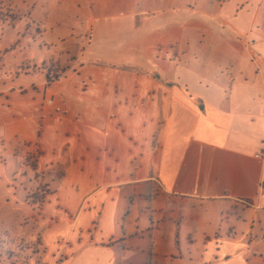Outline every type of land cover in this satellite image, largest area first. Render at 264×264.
<instances>
[{
  "label": "crops",
  "instance_id": "1",
  "mask_svg": "<svg viewBox=\"0 0 264 264\" xmlns=\"http://www.w3.org/2000/svg\"><path fill=\"white\" fill-rule=\"evenodd\" d=\"M55 1L0 0V75L39 76L0 89L1 228L41 184L44 264H264L260 0Z\"/></svg>",
  "mask_w": 264,
  "mask_h": 264
},
{
  "label": "rangeland",
  "instance_id": "2",
  "mask_svg": "<svg viewBox=\"0 0 264 264\" xmlns=\"http://www.w3.org/2000/svg\"><path fill=\"white\" fill-rule=\"evenodd\" d=\"M141 1V0H140ZM256 2V0H254ZM255 2H253V6L250 7L244 6L242 9L243 11L251 10V8H255ZM141 4H144V9L148 8H162L164 7L165 3L161 2H141ZM233 4V3H232ZM11 6H14L15 3L10 4ZM80 5L77 9H73V6ZM55 8V15L59 14L60 17H64V15L67 13L72 16L74 19V22H78L80 25V29H84V24L81 25V21H84L83 14L85 12V7H84V2L82 0H71L66 1V0H56L53 4ZM83 6V8H82ZM1 7V6H0ZM68 7V9H67ZM80 8V9H79ZM241 8V7H240ZM256 8L259 10L258 12V17L255 21V24L253 25L252 28V36H257L260 39H257V44L254 45V49L249 50V60L251 67H253L254 72L252 70L248 71L249 74H252L251 76H254L257 73L258 77H261L264 80V0H260L256 4ZM239 9V8H238ZM6 10V6H5ZM4 11V10H3ZM235 11V8L233 9ZM3 13V12H1ZM7 15H1L0 14V29H4L5 25L3 24L5 21L10 22L11 19L15 20L14 16L11 14L6 13ZM9 15V16H8ZM8 16V17H7ZM11 17V18H10ZM30 18V19H29ZM25 17L23 20L20 22L14 23L17 27H20L23 29L24 27L27 28L29 27L31 30H33L34 25H32L31 21L33 22L34 18L33 17ZM71 18V20H72ZM5 19V21H4ZM56 20H59L58 18H49V22L53 24ZM117 23H123L122 22H117ZM239 26L240 25L239 22ZM7 29V27H6ZM244 29V28H243ZM9 36H14L16 34L15 30H8ZM15 38V36H14ZM81 38V37H79ZM251 46V45H250ZM66 59V58H65ZM63 60L62 63H45V72L49 76V78H55V76L60 77L62 73L65 71L66 67L68 65V58L67 62ZM246 69L249 68L248 64H245ZM24 68V67H23ZM24 77V76H21ZM39 77L38 75H33L31 76L28 75L24 77L25 81L23 82L21 78L16 77L14 74L8 71V73H2L0 75V89L4 90L9 88L10 90H15L14 88L18 87V85H25L30 82L29 79ZM35 80V79H34ZM15 91H19V89H16ZM3 92V91H2ZM22 165V171L26 173H31V166H32V161L30 159H25L24 162L19 164V166ZM21 171V172H22ZM39 180V179H38ZM59 180V179H58ZM33 181H36V178L33 179ZM39 186H36L34 189L29 188L27 192H25L23 196V201L26 203V205L30 208L29 215L26 217L24 216V220L20 221V224H14L12 221L8 222L5 221V225L1 228L0 225V264H44L42 260V255L44 251V245H43V240H42V234H43V229L40 228L39 230L32 224L33 216L39 215L42 210V206L37 205L38 202L45 201V197H47L48 191L45 190L44 187H42L41 184H38ZM21 193V192H20ZM23 193H21L22 195ZM58 197L61 198V195L58 194ZM46 212V211H45ZM15 213V212H14ZM19 215H24L22 212H16ZM3 212H0V219L2 217ZM27 218V220H26ZM18 235V236H17Z\"/></svg>",
  "mask_w": 264,
  "mask_h": 264
},
{
  "label": "trees",
  "instance_id": "3",
  "mask_svg": "<svg viewBox=\"0 0 264 264\" xmlns=\"http://www.w3.org/2000/svg\"><path fill=\"white\" fill-rule=\"evenodd\" d=\"M53 80H54L53 78L50 79L48 76L46 77L47 84L51 83ZM43 203L44 201L41 200L40 202L37 203V205L42 206Z\"/></svg>",
  "mask_w": 264,
  "mask_h": 264
},
{
  "label": "built area",
  "instance_id": "4",
  "mask_svg": "<svg viewBox=\"0 0 264 264\" xmlns=\"http://www.w3.org/2000/svg\"><path fill=\"white\" fill-rule=\"evenodd\" d=\"M261 188L264 190V181L261 183Z\"/></svg>",
  "mask_w": 264,
  "mask_h": 264
}]
</instances>
